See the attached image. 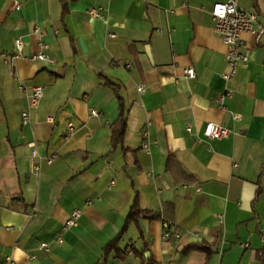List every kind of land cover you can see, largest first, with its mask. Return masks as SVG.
Instances as JSON below:
<instances>
[{"label":"crops","instance_id":"1","mask_svg":"<svg viewBox=\"0 0 264 264\" xmlns=\"http://www.w3.org/2000/svg\"><path fill=\"white\" fill-rule=\"evenodd\" d=\"M227 1L0 0V264H264V36L243 35L249 64L224 79L210 11ZM237 1L264 24V0ZM41 52L52 62L30 59ZM208 122L233 134L207 139ZM136 200L159 217L127 225ZM74 210L78 225L64 231ZM164 222L178 240L163 239Z\"/></svg>","mask_w":264,"mask_h":264},{"label":"built area","instance_id":"2","mask_svg":"<svg viewBox=\"0 0 264 264\" xmlns=\"http://www.w3.org/2000/svg\"><path fill=\"white\" fill-rule=\"evenodd\" d=\"M21 5L16 3V10H19ZM90 15L93 18H101L102 17V9L101 8H92L89 11ZM212 19L214 21V30L217 35L222 39L223 43L226 46V63H227V72L224 73L223 77L226 80L233 79L240 68V66H247L249 64V57L243 52V35L251 34L257 39H260L264 36V24L260 22L259 14L256 12H249L243 8H241L238 4L237 0H229L225 3H215L210 11ZM36 33L42 39L44 33L36 28ZM40 45L44 50H47L48 46L40 40ZM23 42L18 39L16 40V54L13 56H4L5 63L9 66L13 67L15 61L20 57L21 52L23 51ZM31 60L34 61H42V62H52L49 59V56L45 52H41L39 54L32 55L30 57ZM126 68H131V65L126 64ZM182 75L185 78L194 79L196 77V73L193 67H185L183 69ZM27 88L25 83H21L19 89L24 91ZM233 93L230 91H226L222 93L218 97V105L221 109L226 110V101L232 98ZM44 96V89L40 86H36L32 88V94L30 95V106L32 108L37 107L40 104ZM93 116L99 117L100 113L93 111ZM235 120H240V115H233ZM24 122L29 121L30 113L26 112L22 115ZM74 125L70 123L68 125V133L72 135L74 133ZM188 131H191V128H188ZM233 134V131L227 127L216 124L214 122H208L205 130L204 136L210 140H224L228 139ZM142 135L145 138L142 146L144 149H149V132L147 129H143ZM31 146H34L32 144ZM57 158V155H52L48 157L47 163L52 164ZM35 174L40 172V166L37 165L34 167ZM198 192L201 191L199 187L196 188ZM82 216L80 210H74L68 220L66 221L63 230L67 231L71 228H74L78 225V222ZM163 239L164 240H178L181 235L176 228V226L171 222L163 223ZM64 241L62 237L58 238V243L62 244ZM39 249L45 253H49L51 251V247L48 243H41ZM34 258V257H33ZM8 261L11 259L8 258Z\"/></svg>","mask_w":264,"mask_h":264},{"label":"trees","instance_id":"3","mask_svg":"<svg viewBox=\"0 0 264 264\" xmlns=\"http://www.w3.org/2000/svg\"><path fill=\"white\" fill-rule=\"evenodd\" d=\"M106 81H107V85L111 86L118 93L119 90L118 86L109 80ZM126 129H127V120L124 117V112H122L121 117L118 119V121L115 123L113 127V147H117L119 144H123ZM158 217H159L158 215L153 214L150 211L141 209L138 200H136L128 215L127 225L130 223H135L139 225V222L141 220H153V219H157ZM117 241L118 239L109 244L107 248V253L111 248L114 247ZM118 253H119L118 254L119 258H124L126 255L125 252L122 253L119 249H118Z\"/></svg>","mask_w":264,"mask_h":264},{"label":"water","instance_id":"4","mask_svg":"<svg viewBox=\"0 0 264 264\" xmlns=\"http://www.w3.org/2000/svg\"><path fill=\"white\" fill-rule=\"evenodd\" d=\"M149 51V50H148Z\"/></svg>","mask_w":264,"mask_h":264}]
</instances>
